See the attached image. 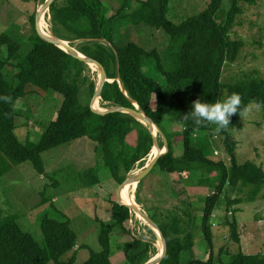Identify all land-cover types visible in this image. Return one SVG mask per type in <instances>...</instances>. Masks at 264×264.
I'll list each match as a JSON object with an SVG mask.
<instances>
[{
  "label": "trees",
  "instance_id": "1",
  "mask_svg": "<svg viewBox=\"0 0 264 264\" xmlns=\"http://www.w3.org/2000/svg\"><path fill=\"white\" fill-rule=\"evenodd\" d=\"M130 1L125 0L120 11L107 18L101 0H55L50 8L54 36L65 42H84L79 52L100 63L109 79L115 80L105 85L102 93L105 103L114 108L135 109L133 101L164 133L169 151L160 158L153 172L158 170L176 181L193 176L201 181L200 184L215 187L214 195L206 198L202 219V231L211 251L210 259L207 263L190 260L186 264H264V255H249L240 247L241 237L235 216L227 226L232 240L239 246L238 251L227 254L230 258L226 262L215 260L213 253L211 222L227 185L232 189L241 186L244 192L248 190V203L254 202L264 188V169L253 162L240 164L237 159L238 144L233 132L242 128V118L239 114L233 115L229 126L220 131L215 124L198 127L183 118L192 111L197 100L213 104L222 100L225 65L235 63L244 46L243 42L232 40V29L237 26L244 5L254 6L262 0H230L231 8L223 16L219 15L223 0H212L205 12L181 24L168 19L170 0H142L136 8ZM117 17L134 26L144 24L164 32L170 38L166 52H148L133 42L118 46L114 42L113 31ZM31 22L34 35H31L27 45L30 47L26 51L9 34L0 36V97L8 98L7 102L0 100V178L26 162L32 163L37 173L44 175L45 152L87 137L96 143V151L101 153L112 180L119 188L135 166L152 153L154 136L131 115H100L91 108V101L87 105L82 104L81 84L88 82L84 77L86 64L41 38L35 30L36 14ZM151 67L156 68L157 77L148 74ZM8 69L13 71L12 79L7 74ZM119 79L126 93L122 91ZM32 88H36L37 93L40 90L55 92L63 97V101L55 120L40 141L27 145L16 135L17 119L23 116V111L17 107L22 99L35 93ZM226 89L230 96L234 93L241 96L242 108L260 104L264 120V78H245L226 86ZM88 90L93 99L96 85L88 84ZM173 125L179 128L176 133L170 129ZM135 133L136 144L129 147L127 140ZM179 139L183 152L182 146L180 149L175 146L174 140ZM217 139L223 142L231 165L211 159L212 146ZM84 178L89 179L88 185L99 183L95 170ZM125 199L128 202L127 197ZM237 202L241 201H227L228 210ZM110 205L121 235H131L132 231L127 227L131 221V210L117 203L116 198L110 200ZM97 221L101 251L91 252L84 264H114L111 238L115 229L101 220ZM154 221L167 242V254L161 264H183L184 253L194 250V236L181 228L183 221L178 216L167 225ZM40 230L44 246L24 232L16 218L0 221V264H73L77 254L68 263L62 261L68 253L77 250L79 242L69 219L63 217L58 221L44 217ZM149 232L155 236L150 229ZM150 251L151 245L134 239L124 248L123 262L146 264Z\"/></svg>",
  "mask_w": 264,
  "mask_h": 264
},
{
  "label": "rangeland",
  "instance_id": "2",
  "mask_svg": "<svg viewBox=\"0 0 264 264\" xmlns=\"http://www.w3.org/2000/svg\"><path fill=\"white\" fill-rule=\"evenodd\" d=\"M101 1L107 18L116 15L125 2V0ZM139 1L142 0H131V6L138 7ZM46 2L47 0H38L37 2L33 0H0V36L9 34L13 40L24 47L25 51L28 50L30 46L27 45L30 43V37L34 35L31 18L34 14L37 15ZM211 2L212 0H170L168 19L175 24L185 23L187 19L205 12ZM230 8V0H223V8L219 15H225ZM42 20L48 24V30L54 35L50 11L43 15ZM232 30V40L241 41L244 46L237 61L235 63L228 62L225 65L222 99L230 97L226 86L234 85L249 77L264 78V0L257 2L254 6L244 5L243 14L238 17L237 26ZM113 31L114 42L118 46L133 42L148 52L157 50L162 54L166 52L170 43L169 36L164 32L156 31L144 24L134 26L119 17L114 20ZM82 43L84 42H69V45L79 52L78 49ZM86 66L84 77L88 82L86 85L81 84L83 90L81 102L84 105H87L89 101L92 103L93 100L88 92V84L94 83L97 88L101 80L100 71L96 67L93 70L91 65ZM147 71L151 76H158L154 67ZM7 72L12 79L13 71L8 69ZM40 91L37 93L35 90L34 94L22 99L17 107L19 111H23V116L17 119L16 135L23 144L33 145L40 141L50 123L55 120L59 106L63 101V97L55 92ZM99 100L102 111L114 108L102 99ZM249 106L246 116L242 118V128L233 132L234 139L238 144L237 159L240 164L253 162L264 169L263 115L259 107L254 104ZM137 109L139 108L137 107ZM170 129L176 133L179 128L173 125ZM156 137L160 143V150L165 151L163 137L159 133ZM136 140L137 134L135 133L128 138V146H135ZM174 141L176 148L180 149L179 147L182 146L183 152L180 139ZM96 148V143L86 137L45 152L43 154L46 169L44 175L38 174L32 163L26 162L0 178V221L11 217L16 218L22 230L32 235L38 244L44 246V238L40 230L43 218L50 217L61 221L63 217H67L72 230L78 235L79 242L77 250L68 253L62 261L68 263L77 254L73 264H84L86 260H89L91 252L99 253L101 251L97 221L101 220L115 229V234L111 238L112 262L114 264H124V248L133 243L134 239H140L151 245L150 259H154L162 253L160 248L163 244L161 243L160 246L157 237L151 235L150 228L147 227L143 219L139 218L140 215L131 213V221L127 227L131 229L132 234L128 236L121 235L114 223L110 200L116 198L115 193L118 186L112 180L101 153L97 152ZM155 149L154 146L152 153L138 163L127 178L135 177L145 170L144 168L157 155L153 153ZM211 159L216 162L224 161L231 165L220 139H217V142L212 146ZM91 170L96 171L99 183L88 185L89 179L84 177ZM183 181L189 186L186 193L187 187L179 185ZM200 182L193 176L182 180L178 178L176 181L172 176L155 170L143 181L134 184L133 194L137 207H140L138 209L145 211L153 221L155 219L166 225L171 223L174 217L179 216L183 221L181 228L194 236V250L192 253H184L183 264L189 263L190 260L207 263V260L210 259L211 251L202 231V219L206 198L214 195L215 187L212 184H200ZM170 185H172L171 190ZM196 192L198 195L204 192V200L200 195L197 198ZM248 198V190L244 192L241 190V186L232 189L229 184L227 185L211 222L214 232L213 253L215 260L220 259L226 262L230 258L227 254L236 253L239 249V246L231 238L230 227L227 226V222L232 221V216H235L238 222L242 250L249 255H264V188L254 202L248 203ZM230 200H240L241 202L235 203L228 210L226 202ZM192 209L196 213V220L189 219ZM221 251H223V255H221Z\"/></svg>",
  "mask_w": 264,
  "mask_h": 264
},
{
  "label": "water",
  "instance_id": "3",
  "mask_svg": "<svg viewBox=\"0 0 264 264\" xmlns=\"http://www.w3.org/2000/svg\"><path fill=\"white\" fill-rule=\"evenodd\" d=\"M54 2H55V0H47V2L44 4L42 9L37 13V15H36V29L35 30L38 32L39 36L41 38H43L45 41H48L49 43H52L53 45L59 47L60 49H62L66 53H68V54L72 55L73 57L79 59L80 61L84 62L86 65L95 66L100 71L101 80H100V84L96 88L95 95H94L92 103H91V108H93V110L100 115H106V114H111V113H124V114L131 115L135 119H137L139 122H141L143 125H145L149 129V131L152 133V135L154 136V146L158 150L156 157L145 168L144 171H142L140 174L136 175L135 177L127 178L125 180V182L120 184V187L118 188L117 195H116V202L121 204V205H125L129 210H131V212H134V213H137L138 215H140V217L146 222L147 227H149L154 232V235L157 237L158 241L163 244L162 253L160 255H158L157 257H155L154 259H150L149 262L146 263V264H161L163 262L162 260L165 258L166 254H167L166 239L164 238L163 234L161 233V231L158 228V226L156 225V223L151 219V217H149L145 213V211H143L142 209H136V208L132 207L130 204H126L123 202L122 193H123V190L127 186H133L134 184L140 183L150 173H152V171L154 170V168L158 164L160 158L163 157L164 155H166L169 151L168 139L166 138L164 133L161 131V129L157 125H155L154 122L147 116L146 113L140 111V109H137L138 105L135 104L133 101H132V103H133L135 109L115 107L113 109L101 111L97 108H94L97 100L102 99V93H103V90L105 88V85L107 83H114L115 80L109 79L107 72L105 71V69L103 68V66L100 63H98L97 61L91 59L90 57L84 56L80 52L74 50L69 45V42L62 41V40L56 38L54 35L48 36L47 34L43 33V31L40 30L43 15L46 12L50 11V8ZM118 82L120 84L122 91H124L126 93L122 81L119 79ZM155 128H156L157 132L163 137L164 144H165V151L160 150V143H159V141H158V139L154 133Z\"/></svg>",
  "mask_w": 264,
  "mask_h": 264
},
{
  "label": "clouds",
  "instance_id": "4",
  "mask_svg": "<svg viewBox=\"0 0 264 264\" xmlns=\"http://www.w3.org/2000/svg\"><path fill=\"white\" fill-rule=\"evenodd\" d=\"M0 100L7 102L8 98L0 97ZM241 104V96L235 93L226 99L218 100L214 104L197 100L192 105V111L183 118L185 121L194 122L198 127L210 123L215 124L217 126V131H220L229 126L233 115L239 114L241 118L246 116L249 108H242ZM260 106V104H257V107Z\"/></svg>",
  "mask_w": 264,
  "mask_h": 264
},
{
  "label": "bare ground",
  "instance_id": "5",
  "mask_svg": "<svg viewBox=\"0 0 264 264\" xmlns=\"http://www.w3.org/2000/svg\"><path fill=\"white\" fill-rule=\"evenodd\" d=\"M44 22V23H43ZM45 21L44 20H42L41 21V31H43V33H45V34H47L48 36H52V34H51V32L48 30L49 29V26H48V24L46 23V25H45ZM93 70H95L96 68H95V66H93V65H91L90 66ZM96 72H97V70H96ZM98 76V75H97ZM99 84V83H98ZM94 108H97V109H99V110H101L102 111V109L100 108V100H97V102L95 103V106H94ZM154 133H155V136H157V130H156V128H155V130H154ZM161 148H162V146H161ZM154 154H157L158 153V151H157V149H155L154 150V152H153ZM150 159V158H149ZM145 169V168H144ZM134 187H135V185H133V186H127L124 190H123V193H122V199H123V202L124 203H126V204H130L132 207H134V208H136V209H138V208H140V207H137V203H136V200H135V196H134V194H133V189H134ZM125 197H127V199H128V202H127V200L125 199ZM139 218L140 219H142L140 216H139ZM160 244V246H161V242L159 243ZM160 250H161V252L163 251V245H162V247L160 248Z\"/></svg>",
  "mask_w": 264,
  "mask_h": 264
},
{
  "label": "crops",
  "instance_id": "6",
  "mask_svg": "<svg viewBox=\"0 0 264 264\" xmlns=\"http://www.w3.org/2000/svg\"><path fill=\"white\" fill-rule=\"evenodd\" d=\"M179 185H182L183 187H187L186 190H185V193H186V191H188V187H189V186H188V184H186L185 181H183L182 184H179ZM199 188H200V187H199ZM171 189H172V185H170V190H171ZM185 193H184V194H185ZM199 195H200V197H202L203 200H204V198H205V197H204V196H205V193H204V192H201V194H199ZM199 195H198V192L195 193V196H196L197 198H199V197H198ZM187 197L189 198V196H187ZM192 197H194V196H192ZM189 204H190V203H189ZM190 205H191V204H190ZM193 208H194V207H193ZM194 210H195L196 212H198L197 209L194 208ZM194 210L192 209V211H191V212H192V215L189 216V219H193V220H196V219H197V217H196V213H195ZM201 210H202V209H201ZM155 211H156V210H155ZM203 215H204V214H203ZM178 217H179V216H178ZM179 218H180V217H179ZM180 219H181V218H180Z\"/></svg>",
  "mask_w": 264,
  "mask_h": 264
}]
</instances>
